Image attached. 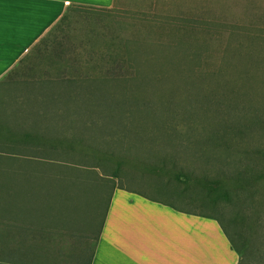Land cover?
<instances>
[{"label":"rangeland","instance_id":"rangeland-1","mask_svg":"<svg viewBox=\"0 0 264 264\" xmlns=\"http://www.w3.org/2000/svg\"><path fill=\"white\" fill-rule=\"evenodd\" d=\"M39 48L0 84V121L60 142L37 153L14 149L11 158L21 163L0 160V182L8 183L0 185V257L71 263L67 246L95 232L107 191L118 185L220 217L241 264L256 262L264 251V191L212 209L194 177L235 163L222 165L226 154L200 143L211 127L252 125L251 143L264 139V0H114L107 10L75 8ZM127 59L137 71L127 69ZM79 77L86 81H64ZM222 83L243 93L246 87L250 107L230 104ZM17 163L24 180L9 178ZM40 214L50 220L39 222ZM84 247L88 252L90 241Z\"/></svg>","mask_w":264,"mask_h":264},{"label":"crops","instance_id":"crops-1","mask_svg":"<svg viewBox=\"0 0 264 264\" xmlns=\"http://www.w3.org/2000/svg\"><path fill=\"white\" fill-rule=\"evenodd\" d=\"M113 1L0 0L5 29L0 45V79L61 17L67 6L107 8ZM4 155L5 158L14 156ZM29 173L40 174L39 170ZM170 205L163 199L114 185L107 191L95 232L86 230L87 234L79 238L77 244L67 246L68 253H91L90 264H237L238 254L214 218L178 211ZM39 216V222L45 221L43 214ZM25 219L23 216L21 226L18 225L21 232L27 228ZM88 241L90 249L86 252L84 246ZM0 264L35 263L0 261Z\"/></svg>","mask_w":264,"mask_h":264},{"label":"trees","instance_id":"trees-1","mask_svg":"<svg viewBox=\"0 0 264 264\" xmlns=\"http://www.w3.org/2000/svg\"><path fill=\"white\" fill-rule=\"evenodd\" d=\"M100 9V10H107L109 7H94V6H82V5H69L65 8L64 12L62 13L61 17L54 22L49 29L25 52L15 63L14 67L11 71L7 72L1 79L0 84L8 81L11 77V73L14 68L18 65L22 64L30 55L34 54L37 55L39 51V47L43 45L46 41L50 40L54 37L56 31L61 29V25L68 19L70 11L74 9ZM126 54L128 53V46L125 45ZM128 55V54H127ZM127 69H132V71H137L138 67L129 63L130 59H127ZM263 62V61H262ZM260 62H255V67L259 68L261 66ZM112 69V68H111ZM117 75V73H114ZM132 79L131 77H123L121 80L129 81ZM54 79H44L41 82L51 83ZM104 80V79H103ZM134 80V78H133ZM64 81H71L72 83H83L86 81L82 77L76 79H65ZM246 81V79H244ZM222 89L226 90L228 95V102L232 104L234 107L238 108H248L247 99L252 98L251 92L244 87L245 91L242 92L241 88H228L229 86L225 83L221 84ZM227 88V89H226ZM244 94V97L242 96ZM247 98V99H246ZM242 99V100H241ZM247 103L246 105H244ZM135 104V103H134ZM175 111V110H174ZM260 121V120H259ZM252 125H240L235 123L229 124H220L218 127H211L206 137L202 138L200 141L201 144H213L215 147L219 148L223 151L226 156L222 160L223 164H229L231 161L235 162L233 165L232 170H227L225 168H221L215 176H196L194 177L197 180H202L201 187L204 189L205 197L211 208L216 205L217 201L229 204H237V202L242 205L245 202L246 196H249L250 199L256 196H263L264 191V139L257 138L254 142L251 143L249 138V133L252 130ZM261 130L264 128L262 126L259 127ZM65 140H62V142ZM60 142L58 138L52 136L48 138L43 133L40 132H29V131H15L8 124L3 123L0 121V153L4 150L11 151V154H14V149L19 147H32L31 150H34V153L41 151L43 147L47 146L49 148H54L56 144ZM198 143V142H197ZM7 152V151H4ZM16 154H14L15 157ZM36 156V155H34ZM5 159V157H0L1 159ZM8 160L12 162V160L21 163L22 159H16L7 157ZM10 161L5 162L6 165L3 167H9ZM13 163V162H12ZM20 163H17L18 166L13 168L14 170H10L9 178H12L14 181L24 180L23 168L20 167ZM6 171V170H5ZM175 171V170H174ZM180 175L183 177H188L189 174L187 172L178 171ZM113 175V174H112ZM5 180V179H3ZM187 181L185 182V187L188 188ZM8 184L7 182H0L1 186H5ZM22 185V184H21ZM112 189V188H111ZM19 191L21 189H18ZM160 199V198H159ZM169 203H171V207L175 210L197 214L201 216H206L210 218H214L221 230L225 234L226 238L228 239L230 246L233 250L238 254V261L237 264L242 263L241 251L238 246H236L231 237L225 230V223L221 220L220 217L215 216L209 213L203 212H195L187 209L179 208V204L175 205L173 201H168L163 199ZM187 204V203H186ZM207 203H200V206H204ZM185 205V204H184ZM188 205V204H187ZM186 206V205H185ZM241 207V206H240ZM209 208V207H208ZM242 211V209H241ZM223 222V223H222ZM2 249V248H1ZM4 252H11L9 249H2ZM12 253V252H11ZM92 254H73L70 256L71 264H90ZM46 259V258H45ZM16 259L10 258H2L0 257V261H7V262H17L21 261ZM61 261L58 260L57 263ZM67 260H63L61 264H66ZM254 264H264V251H260L259 256Z\"/></svg>","mask_w":264,"mask_h":264},{"label":"snow or ice","instance_id":"snow-or-ice-1","mask_svg":"<svg viewBox=\"0 0 264 264\" xmlns=\"http://www.w3.org/2000/svg\"><path fill=\"white\" fill-rule=\"evenodd\" d=\"M31 3L37 2V0H29ZM3 4L0 2V45H2L3 40H4V16H3Z\"/></svg>","mask_w":264,"mask_h":264}]
</instances>
